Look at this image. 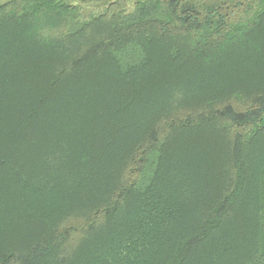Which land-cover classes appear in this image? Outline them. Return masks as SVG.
Segmentation results:
<instances>
[{"label": "trees", "instance_id": "obj_1", "mask_svg": "<svg viewBox=\"0 0 264 264\" xmlns=\"http://www.w3.org/2000/svg\"><path fill=\"white\" fill-rule=\"evenodd\" d=\"M0 264H264V0L1 3Z\"/></svg>", "mask_w": 264, "mask_h": 264}, {"label": "rangeland", "instance_id": "obj_2", "mask_svg": "<svg viewBox=\"0 0 264 264\" xmlns=\"http://www.w3.org/2000/svg\"><path fill=\"white\" fill-rule=\"evenodd\" d=\"M5 0H0V4L3 3ZM137 0H126V4H127V10L131 11L134 8V5L136 3ZM102 10L101 7H97V6H84L82 9V12L84 15H88L89 13H97L100 12Z\"/></svg>", "mask_w": 264, "mask_h": 264}]
</instances>
